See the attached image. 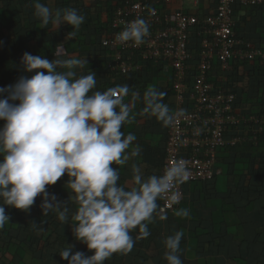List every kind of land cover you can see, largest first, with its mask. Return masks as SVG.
<instances>
[{"label": "clouds", "instance_id": "1", "mask_svg": "<svg viewBox=\"0 0 264 264\" xmlns=\"http://www.w3.org/2000/svg\"><path fill=\"white\" fill-rule=\"evenodd\" d=\"M32 7L41 29L56 32L70 26L67 40L76 37L85 20L73 7L53 8L41 0H32ZM149 35L147 20L136 18L116 39L139 46ZM56 45L51 60L23 53L22 74L14 84L0 87V229L11 219L6 207L27 213L39 197L41 215L54 213L91 252H73L64 243L60 258L67 264H104L115 253L127 255L137 239L150 235V223L167 218L159 202L178 203V186L190 177L186 161L177 159L159 175L146 176L143 166L134 163L131 180L121 183L114 165L124 166L142 151L133 143L136 135L125 134L123 126L135 119L137 103L143 105L139 115L154 117L163 127L174 126L184 113L170 109L165 93L153 85L142 96L130 93L127 84L96 90L97 76L86 56H68L61 51L63 44ZM86 66L87 74H78ZM65 175L68 196L62 201L48 188ZM176 215L188 217L189 211L180 209ZM32 227L37 228L35 221ZM137 228L134 238L131 231ZM183 236L181 230L164 239L166 264H183Z\"/></svg>", "mask_w": 264, "mask_h": 264}, {"label": "trees", "instance_id": "2", "mask_svg": "<svg viewBox=\"0 0 264 264\" xmlns=\"http://www.w3.org/2000/svg\"><path fill=\"white\" fill-rule=\"evenodd\" d=\"M4 1V0H1ZM15 3L21 2L22 4H27L25 10L16 9V13L18 15L22 14L23 11L27 13L31 12L29 17V23L25 29L27 33V37L21 38L20 31L24 28L23 21L19 23L18 31L13 30V25L11 26L12 20L7 17L9 11L6 7H3L1 12L2 18L0 19V87H4L10 84H14L19 76L22 74L20 71V58L23 53L28 52L27 44L30 39L34 36V33L37 27H40V23L34 15V8L32 7V0H7ZM55 8L60 7H73L78 9V11L85 16V20L80 26V29L75 38L72 40L65 39L66 33L71 31V27L67 25H63L56 32H52L48 29L43 30V34L50 35L51 40L48 43H43L42 46L38 47L36 52L31 53L33 55L43 54L46 58H48V50L47 47L51 49H57V45L59 42L67 40L68 43L75 44L79 49L87 48L89 54L94 56L93 62H91L88 66L90 70L95 72L97 76V89L96 90H106L107 88L114 87L120 84H127L131 91L137 90L141 96L145 91L146 87L151 83V78L159 73L163 72L164 68L158 64H153L152 62H145L139 65L133 66V69L127 74H122L119 70L112 69L111 66L114 64V58L117 54L116 47H105L103 46V41H111L113 38V33L110 30L111 23L113 22V15L115 10L121 6V1L119 0H54ZM87 1V3H86ZM46 2V1H45ZM237 6V7H236ZM235 9L242 7H248L242 4L237 3ZM250 8H255L253 6H249ZM260 7V6H257ZM25 12V13H26ZM33 13V14H32ZM106 13L107 21L106 23H101V15ZM27 23V21H26ZM49 27H51L49 25ZM59 35V36H57ZM34 38V37H33ZM238 39V37H235ZM196 42V39H194ZM244 42V41H243ZM48 52V53H47ZM249 52V51H248ZM91 56V55H89ZM50 60V58H48ZM254 59V60H253ZM256 60V61H255ZM139 61V60H138ZM251 62H253L251 65ZM257 62V63H256ZM197 58L193 62V66L197 67ZM216 64V65H215ZM211 69V71L207 74L209 79L212 81L211 73L217 72L218 78L215 81H212L216 90H221L225 94H236L238 91V83H240L241 79L247 78V74L243 71L246 68V65H251L252 67L251 75L249 74V78L255 75V72L259 70L260 65H264V58L261 54L255 55L251 59H236L235 61L230 62L229 69L223 70L222 67L215 63ZM258 66H257V65ZM87 69V67H86ZM157 73V74H155ZM257 74V73H256ZM31 75V74H28ZM165 75V74H164ZM168 81H167V89L165 90L164 103L167 104L169 97L174 96L172 90V74L168 73ZM99 78V79H98ZM248 78V79H249ZM191 83V81H189ZM235 105V104H234ZM143 105L139 109V112ZM262 111L261 114H264V100L261 105ZM174 111V110H173ZM145 117V116H143ZM147 118V117H146ZM260 116L258 119H261ZM3 123V122H2ZM242 124H237L233 127L226 129L225 136L229 134V136H233L238 139V143L233 147H229L230 152H237L238 149H241L243 152H246V155L243 156L249 160V164L247 167L248 173L246 174L253 181H264V132L254 134L252 130H256L257 127L262 129L264 128V123L260 125L247 124L249 131H242ZM168 129V127H167ZM240 130V132H238ZM230 131V133H228ZM247 133V134H244ZM234 133V134H233ZM228 136V137H229ZM165 147L163 151V165L165 160ZM163 165L160 168V174L163 172ZM152 175V174H150ZM217 176L214 177L213 180L208 182H203V184L211 183L215 180ZM67 180V176H62L60 180L57 181L55 185L49 186L48 190L50 193L56 194L58 199L64 201L67 200L68 193L63 188V184ZM120 182L124 183L123 178L120 177ZM183 184V183H182ZM181 184V185H182ZM254 184V183H253ZM253 184H249L250 188ZM254 187H257L256 185ZM183 189V187H182ZM185 189L183 190V194ZM240 192L242 190L240 189ZM238 193V198L241 203L244 204V208L246 209L248 205L251 204L250 200L245 199L243 197V193ZM256 192L258 195L264 193V187H257ZM66 193L64 196L63 194ZM247 193H250L249 191ZM238 201V203L240 202ZM247 201V202H246ZM160 203V202H159ZM236 204V208L238 206ZM40 199L37 197L35 204L31 207V210L27 213L23 211H19L18 209H7V214L10 215L11 219L9 223L5 225L3 229H0V239L3 241L5 246L7 247H18V249L24 251L25 256L31 262L34 260L42 261L43 252L48 247L55 245H62L69 241L75 240L72 236L71 227L68 225H62L57 219L54 213H49L48 215H41V209L39 207ZM181 204V203H180ZM179 204V205H180ZM68 207L70 209L74 208V205L69 202ZM179 207V206H178ZM177 207V208H178ZM176 208V210H177ZM166 213L167 220H170L174 217L175 212ZM237 210V209H236ZM167 220L159 221L158 225L151 226L148 225L150 230V235L147 238H141L137 240L142 241L141 246H135L132 249V252H129L125 257L115 256L112 262L105 261L104 264H146L150 261L154 262V264H166L163 259L164 249H163V241L164 239L171 235L166 228L168 225ZM35 221L37 228L32 227V223ZM247 225L249 227H247ZM245 228V240L246 243L242 246L246 245L248 249V257L246 260L243 259H230L233 261V264H264V226L254 228L253 225L249 222ZM131 235L136 238L138 233V228L133 229L131 231ZM165 235V236H164ZM194 236L196 241L198 242L197 246V256L200 258L196 261L195 264H218L217 263V255L221 249L226 248L227 244L225 242V234H215V233H207L205 231L200 232L198 230H194ZM253 236V240H249L248 237ZM263 237V238H262ZM76 241V240H75ZM77 244L73 250L84 252L85 255H91V252L86 248V245L83 243L76 241ZM182 241L180 242L181 245ZM260 245L263 248L260 251L256 250V246ZM259 246V247H260ZM151 247H154L157 251L156 256H151L150 250ZM258 247V248H259ZM134 250V251H133ZM226 251V250H225ZM115 255H118L116 253ZM114 256V255H113ZM180 258L183 264H187L184 262V259L180 253ZM128 260V262H126ZM49 264V263H46Z\"/></svg>", "mask_w": 264, "mask_h": 264}, {"label": "crops", "instance_id": "3", "mask_svg": "<svg viewBox=\"0 0 264 264\" xmlns=\"http://www.w3.org/2000/svg\"><path fill=\"white\" fill-rule=\"evenodd\" d=\"M41 2L55 8L54 0H41ZM215 2L216 0H199L198 5L194 7L189 3L180 4L177 1H172L168 4L167 10L169 12H173L181 9L189 15L203 18L206 13H209L215 7ZM235 6V37H238L237 40L242 42V48H244L245 51L260 53L264 58V5L255 8L240 6L241 8H237V10L235 9ZM3 7H5V9L7 7L9 11L7 17L13 22L11 23V26L13 25L14 27L13 30L19 32L17 26L23 21L22 23L24 28L20 31V36L21 38L27 37L28 32H26L25 27L30 24L29 17H32V15H30L31 12L27 13L26 11H23L22 14L18 15L16 13V9L19 10L22 8L21 10H25L28 5L16 1L14 3V1L10 2L7 0H0V19L2 18L3 12H1V10ZM100 19L101 23H106V13H103ZM43 30L46 29L37 27L33 36L34 38L32 37L27 44V50L30 53L36 52L38 47L51 40L50 35L48 36L43 34ZM46 32L48 31L46 30ZM58 44H63L61 51L66 53L68 56H86L88 65L94 60V56L89 54V52L87 53V48L79 49L75 44L68 43L67 40L61 41ZM47 50L49 52H47L49 54L48 58H50V60L53 59L52 53L56 52L57 49L50 48L49 50V47H47ZM252 63L253 62H251V65H254ZM251 65H246L247 67L243 70L248 77L241 79L240 83H238V91L235 94L236 102L234 108L238 116L244 117V119L251 117L259 118L260 116L262 117L261 119H264V114H261V105L264 100V65H260V68L257 72H255V75H252L251 78H249V74H253V72H251ZM86 67L79 70L78 74L86 75ZM162 71L163 72L151 78V83L149 85H153L160 91L166 92L165 90L167 89L169 76L167 74L169 73V70ZM211 77L212 81H215L218 78L217 72H212ZM167 104L170 109H175V98L173 95L169 97ZM140 107L141 104L137 103L136 109H134L133 113L135 115V119L131 124H125L122 130L125 134L132 132L136 135L137 139L133 143L138 144L141 147V154L138 158H133L124 166L114 165V167H118L120 169V177L123 178L124 183L131 180V166L134 163H139L143 166V172L146 176L150 174L159 175L161 165H163L162 155L167 140L168 129L167 127H163L154 117L146 118L139 115ZM0 124H2V121H0ZM240 124H242V131H249L246 123L244 124L243 122H240ZM238 132H240V130ZM245 132L244 134H247ZM228 133H230V131H228ZM235 135H238V133ZM235 135L231 137L228 134L226 136V140L229 141L234 139L236 137ZM226 149L230 148L225 147L217 153L215 169L218 174L213 182L208 184H203V182L183 183L181 185L183 190L185 189V192L183 200L176 212L180 209H187L189 211L188 217L177 216L175 212L172 219H165L168 221L166 228L169 230V232H166L165 229V235L168 233L172 235L176 231L181 230L184 233L180 248L184 262L187 264H195L196 261L200 259L197 256L196 249L198 242L195 239L194 230H198L200 232L205 231L207 233L212 232L215 234H225V242L227 246L226 248L221 249L219 254H215L217 255L216 260L218 264H233V261L230 259L235 258L246 260L248 257V249L246 248V245L242 247L246 243V225L250 222L255 229L264 226V193L258 195L256 192L258 186L261 188L264 187V181H253L254 179L251 180L246 176L249 164V160L243 157L246 155V152L238 149L237 152L233 153ZM251 183L254 184L249 188L248 185ZM255 185L257 187H254ZM240 189L242 192H240ZM248 191L250 193H247ZM239 192L243 193V197L251 202L246 209L244 208V204L241 203L238 198ZM65 194L66 193H64L63 196ZM238 201L240 202L238 203ZM237 203L238 206L236 208ZM159 221L162 220L157 218L149 225L156 226ZM247 227L249 226L247 225ZM248 239L253 240V236L248 237ZM65 244L72 245L74 250L77 242L72 240ZM141 245L142 241L136 240L135 246L139 247ZM259 246L260 245L256 246L257 251H260V249L263 248L262 246ZM63 247L64 246L62 245L48 247L43 252L42 261L34 260L31 262L25 256L24 251L18 249V247H7L0 239V264H67V261L62 260L58 255ZM163 249L165 251L164 246ZM115 254H113L114 256L112 255V257L106 261L112 262L115 256H121L122 258L126 256ZM149 254L151 256H156V249L151 247ZM126 262H128V260H126ZM146 264H154V262L150 261Z\"/></svg>", "mask_w": 264, "mask_h": 264}, {"label": "built area", "instance_id": "4", "mask_svg": "<svg viewBox=\"0 0 264 264\" xmlns=\"http://www.w3.org/2000/svg\"><path fill=\"white\" fill-rule=\"evenodd\" d=\"M120 1L110 28L113 38L102 42L105 47L117 48L112 69L127 74L135 65L152 62L169 70L173 77L174 111L183 110L184 113L174 126L168 127L163 170L170 162L182 159L190 172L184 183L213 180L218 174L215 169L217 153L238 143L237 138L226 140V129L240 122L261 126L264 119L239 117L234 108L236 95L216 90L207 74L214 63L226 70L237 58L251 59L260 54L245 51L242 42L235 38L234 6L237 3L258 6L264 4V0H216L215 7L203 18L181 9L167 10L172 1L196 7L199 0ZM136 18L147 20L150 35L139 46L119 42L117 34ZM196 58L198 63L194 67ZM252 132L262 133L264 129L261 126ZM177 191L178 203L169 207L167 200L160 201L165 214L174 212L182 202L181 184Z\"/></svg>", "mask_w": 264, "mask_h": 264}, {"label": "rangeland", "instance_id": "5", "mask_svg": "<svg viewBox=\"0 0 264 264\" xmlns=\"http://www.w3.org/2000/svg\"><path fill=\"white\" fill-rule=\"evenodd\" d=\"M7 209H9V208L7 207Z\"/></svg>", "mask_w": 264, "mask_h": 264}]
</instances>
